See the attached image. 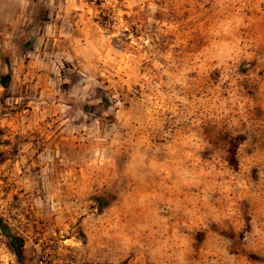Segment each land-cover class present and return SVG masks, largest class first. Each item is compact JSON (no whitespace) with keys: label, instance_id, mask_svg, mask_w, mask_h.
I'll use <instances>...</instances> for the list:
<instances>
[{"label":"clouds","instance_id":"obj_1","mask_svg":"<svg viewBox=\"0 0 264 264\" xmlns=\"http://www.w3.org/2000/svg\"><path fill=\"white\" fill-rule=\"evenodd\" d=\"M0 264H264V0H0Z\"/></svg>","mask_w":264,"mask_h":264}]
</instances>
